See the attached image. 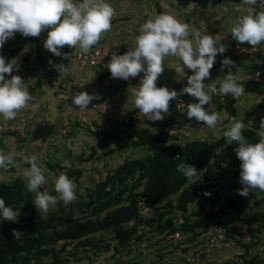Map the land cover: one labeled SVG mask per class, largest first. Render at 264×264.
I'll return each mask as SVG.
<instances>
[{"label": "clouds", "instance_id": "obj_1", "mask_svg": "<svg viewBox=\"0 0 264 264\" xmlns=\"http://www.w3.org/2000/svg\"><path fill=\"white\" fill-rule=\"evenodd\" d=\"M257 2L242 0V4L248 6L256 5ZM115 15L114 7L107 0H0V49L17 33L25 38H37L47 30L44 48L56 57L71 61L68 65H57L49 60V64H53L62 75L71 71L74 58L61 50L67 46L75 49V52L88 54L113 29ZM231 35L240 44H248L253 48L264 43V11L248 7L247 14L233 21ZM220 40V35L212 36L192 30L189 23L181 22L174 15L159 14L147 19L140 26L132 47L123 55L112 54L105 67L113 79L128 81L143 74L140 84L129 87L128 92L135 108L148 120L157 122L164 120L166 115L170 116V102L186 94L198 101L188 104V119L194 118L196 122H203L204 126L215 131L221 114L211 108L214 107L213 95L218 89L216 83L206 85L204 81L211 78L210 70L216 63L217 55L227 51L226 45ZM169 58L176 61L174 70L178 78H187V86L180 93L166 86L157 87L158 78L164 73L165 62ZM233 67L235 62L229 58L221 61V71L227 68L228 74L220 81L219 92L240 101L243 96L250 94L246 93L243 83L234 76ZM185 68L193 74L188 76ZM14 69L19 70L17 61L13 59L6 62L0 54V116L6 121L14 120L22 110L36 107L31 103L34 97L29 84L20 76L12 75ZM6 74L11 79H6ZM94 99H99L95 93L77 92L72 96V103L84 111ZM233 120L234 123L228 126L223 135L228 145H237L235 154L241 162L242 185V190L238 191L239 195L248 197L255 190L264 192V118L256 130L259 137L256 143L246 139L244 131L247 125L236 117ZM175 159L179 160L180 156ZM65 165L71 167L68 161H65ZM10 168L22 169L25 187L28 193L34 194L33 204L39 214L47 215L50 208L61 201L64 205H70L77 199L74 180L63 172L54 182L58 195L41 191L42 186L48 183V178L45 166L34 154L17 162L14 153L0 150V179ZM176 170L190 183L201 179L200 172L190 164L180 163ZM0 216L4 221L16 222L19 213L6 207L5 200L0 198ZM19 234L13 230L14 237Z\"/></svg>", "mask_w": 264, "mask_h": 264}, {"label": "trees", "instance_id": "obj_2", "mask_svg": "<svg viewBox=\"0 0 264 264\" xmlns=\"http://www.w3.org/2000/svg\"><path fill=\"white\" fill-rule=\"evenodd\" d=\"M174 1L180 7L188 6L187 0ZM220 3L221 0H202L199 5L202 8H209L216 7ZM232 41L234 39L230 35L227 42ZM11 44L8 42L6 46ZM5 50H8L7 47ZM18 51L19 48L12 49L5 59L6 62L13 60ZM255 55L264 59L261 54ZM225 58L219 56L216 70L221 71V61ZM236 69V66L232 68L233 74ZM227 74L228 69L225 68L222 77ZM104 79L105 75L101 80ZM240 82L243 83L246 93L264 95V80ZM185 86L187 80L181 81L178 89L182 92ZM179 100L184 103L183 109L177 108ZM195 102L198 101L186 94L179 95L176 100L170 102V116L166 115L162 121L151 122L153 131L131 130L130 126L122 121H117L110 129L103 130L96 148L107 156L113 152L111 142L115 141L117 146L121 145L122 133L130 131L132 132L129 136L130 147L137 149L160 145L161 149L145 158L126 160L115 171L109 173L105 180L88 191L87 201L81 203L80 215H77L74 206H70L59 207L57 211L44 216L33 213L16 222L0 220V264H62L65 261L61 254L67 252L72 244H75V249H86L94 255L109 252L112 248L119 252L133 239H143L144 234L139 231L144 227L158 230L162 236L167 232L181 231L183 234H192L195 238L198 235L197 230L202 227L205 229L212 226L225 227V218L232 213L241 218L248 209L245 204L250 199V195L243 197L238 194L227 199L225 205H219L222 200L221 189H229L232 192L242 189L241 162L235 154L237 145L235 143L228 145L224 136L212 142L195 140L181 145L177 143L178 137L168 131L172 127H181L183 123L193 128L198 127L200 123L195 119L189 120L186 115L188 104ZM237 103L238 101L233 100L231 95H213L212 104L217 108L216 111L225 112L230 117L237 118ZM251 120L252 113H247L246 119L242 120L247 125L244 135L250 142L256 143L259 141L256 135L258 129L248 127ZM93 151L97 150L93 149ZM177 156H180L179 160L175 159ZM180 163L194 166L200 172L201 179L190 183L176 170ZM55 168L50 165V169L55 170ZM81 175L82 171L79 169L67 173L70 179H77ZM25 184L26 181L22 179H16L9 184H0V198L5 200L6 207H11L15 212L30 208L36 210L33 204L34 194L27 192ZM142 187L143 190L139 191ZM171 197L175 198L174 202ZM140 198L145 199L147 206L156 216L154 219L148 220L140 215L138 207ZM164 201H167L166 205L163 209H159V204ZM196 203H200L203 210L205 204L219 208L216 211L212 208L202 216L199 211L189 215L191 206ZM167 210L169 213H166ZM176 212H180L184 218V224L180 227H176L172 222L173 219L169 218V215ZM244 222L250 223V220ZM130 223L133 227L128 225ZM13 230L20 232L18 237H14ZM249 232L252 237L250 244L256 246L258 243L255 240L262 229L249 228ZM100 233H110L116 245L113 246L106 239L97 237ZM252 246L247 245L245 248L248 250ZM242 258L245 264H264V259L258 256L250 260L246 257Z\"/></svg>", "mask_w": 264, "mask_h": 264}, {"label": "rangeland", "instance_id": "obj_3", "mask_svg": "<svg viewBox=\"0 0 264 264\" xmlns=\"http://www.w3.org/2000/svg\"><path fill=\"white\" fill-rule=\"evenodd\" d=\"M111 0H107L109 2ZM127 1V2H126ZM121 0L120 6L114 7L115 11L117 9L131 11L126 12L119 20L115 17L112 23L116 20V24L119 25V29L117 32L112 29L109 33L105 36L112 35L116 37L122 38L121 40H113L109 41L108 45L106 43L99 42L98 45L94 46L93 48H101L104 51L115 52V54L123 55L125 54L130 47L133 45L134 38L139 35V28L140 26L146 22L147 19L155 17L159 14H171L174 15L177 19L181 22L189 23L192 26V30H199L204 34L216 36L220 35L221 40L220 43L225 44L226 47L230 45V43L236 42V40L232 42H227V38L231 35V28L233 27V21L239 17L247 14L248 7H255L258 11L256 5L248 6L242 4V0H221V3L216 7H209V8H202L199 3L202 0H190L187 7L182 8L175 4V1L172 0ZM154 1V2H153ZM158 1V2H156ZM124 3L128 4L129 6L125 7ZM239 8V11L237 10ZM141 16L139 21V27L134 28L137 26L135 22H132L129 17ZM138 15V16H137ZM153 15V16H152ZM114 24V23H113ZM115 26V25H113ZM119 33H121L119 35ZM19 36V37H18ZM34 39V41H33ZM47 39V30L41 34L40 37L36 39L33 37H23L21 34L17 33L15 38L9 39L10 41H16L17 43H21L20 45L24 49V53L28 52L26 57L22 59V65L26 67L28 72H32L35 75L34 80L28 81L30 86V90L34 89L37 91L35 92L36 99L42 98L43 95L46 96V99H49L46 104L47 107H52L50 103L55 102L60 103L62 100H67L65 96L68 95L67 91L68 87L65 80V74L60 75L58 71L55 70L53 64H49V60H52L54 64H65L64 60L60 57L54 56L52 53L47 51L44 48V42ZM9 42V41H8ZM5 45L2 49H0V53H4L6 47L11 51L14 44L9 46ZM31 42H34L33 44ZM12 43V42H10ZM31 43V44H29ZM21 48V47H20ZM19 48V49H20ZM92 48V49H93ZM70 49L69 47L65 46L61 51L66 53L67 50ZM72 49V48H71ZM39 51V53H37ZM6 52V51H5ZM226 51L220 56L226 57L231 59L235 62L236 72L234 76H236L239 81L247 80V76L252 74L253 72L264 69V59L260 58L259 55H252L246 57H238L237 59L230 58ZM80 54V53H79ZM78 54V55H79ZM219 56V54H218ZM78 58V56H77ZM6 59V58H5ZM219 60V59H218ZM216 57V63L214 64L213 69L210 70V79H206L204 83L210 84L215 83L216 78H219V73L222 71H218L215 67L218 65L219 61ZM176 65V61L174 58H169L165 62V77L166 80H173L175 83L171 87L166 85L170 90L174 89L178 92V84L181 81L187 80V78H178L177 75H174L175 71L172 70L170 67ZM82 67V64L80 65ZM185 72L188 76L192 75L193 72L187 68H185ZM32 74V75H33ZM142 74V73H141ZM143 75V74H142ZM222 76V75H221ZM161 77V76H160ZM81 78H84L81 77ZM80 78V79H81ZM139 78V77H138ZM224 78V77H222ZM110 79V78H109ZM159 79V78H158ZM112 80V79H111ZM46 87L45 90L42 89L43 86L41 82H45ZM48 81V85H47ZM50 81V83H49ZM141 81V80H140ZM159 80V83L163 84L164 82ZM81 87L86 89V83L84 85V81H82ZM97 83V82H96ZM166 83V82H165ZM164 83V85H165ZM80 84V83H79ZM217 89H219L220 83L216 84ZM42 86V87H41ZM79 86V87H80ZM177 86V87H176ZM77 87V92H81L80 88ZM89 88V87H88ZM92 88V87H90ZM42 89V94L40 95V90ZM94 90L87 89L86 91L89 94H92ZM32 93V92H31ZM54 94V95H53ZM34 95V96H35ZM40 95V97H39ZM45 96L43 98H45ZM53 96H56V100L53 99ZM63 97V98H60ZM51 98V99H50ZM35 99V98H34ZM68 101V100H67ZM124 107L128 109L126 103H123ZM42 105V106H44ZM238 106V116L237 119L243 120L246 119L247 113H252V120L248 127H254L259 129V125L261 119L264 118V95L258 96L254 94L245 95L243 96L240 101L237 103ZM216 107H212V111H216ZM132 110V109H129ZM80 111V110H79ZM219 112V111H216ZM82 116L81 125L74 124L72 122L65 121L64 123H69L70 127L68 130V134H61L58 135L63 137V140H58L60 143H55V148H51L46 152L40 151V146L38 148H31L29 142H32L34 145H37V141L25 135V129L23 126H17V130L20 133V137L22 139H26L27 145L24 146L23 143H13L12 146H16L18 153L15 154V158L17 162H22V160L30 155H36L39 159V162L42 163L45 168L46 172L45 175L48 178V183L42 186L41 190L48 191L51 195H58L55 192L54 182L55 179L58 178L59 174L63 172L67 175L69 171H76L81 170L82 175L79 178H73L76 184V196L77 199L74 203L70 205H64L63 202H59L55 207L50 208V212H55L59 209V207H70L74 206L77 215H80V207L82 201H87L88 191L95 188L96 185L105 180L109 173L115 171L120 165H122L126 160L132 159H141L145 158L148 155L157 153L160 151V145H149L147 147H141L134 149L130 147V140L129 136L132 133L131 131L126 133H122L123 141L121 145L117 146L115 141L111 142V148L113 152L107 156L103 153L102 150L95 147L90 148L86 143V139L88 137L89 132L94 133V135H102V131L96 130L100 127H97L94 124H91L93 129L90 128L88 124H82L84 122L91 123L90 118L92 114H96L105 120L107 123L114 125L113 121L109 119L107 115H100L96 111L93 110L92 105L88 106L87 110L80 111ZM221 114V120L217 124V128L215 131L209 129L208 127L204 126L203 122H199L198 127L193 128L191 125H181V127H172L168 129L169 133L171 132L173 135L178 137V144L185 145L186 143L195 141V140H204L208 142L215 141L221 137H223L224 131L228 130V126L231 123H234L233 117H230L225 112H219ZM194 119V118H193ZM50 120V118H49ZM51 121V120H50ZM152 122V121H151ZM62 123V126L63 124ZM21 125V124H20ZM87 125V126H85ZM60 125V132L62 129ZM73 128V129H72ZM87 134V137L84 136L78 129H81ZM101 129V128H100ZM97 131V132H96ZM80 132V133H79ZM83 132V133H84ZM9 134V133H8ZM6 135V134H5ZM4 135V136H5ZM64 135V136H63ZM76 135V136H75ZM58 136V139L60 138ZM73 140V142H67V139ZM78 136V137H77ZM89 138L95 141L92 135ZM96 137V136H94ZM16 139V137H15ZM88 140V139H87ZM24 141V140H23ZM99 141V140H98ZM83 142V143H82ZM83 145H82V144ZM82 145V149L80 146ZM3 145V142L0 144ZM79 148V149H77ZM25 149V150H22ZM78 151H76V150ZM93 149L97 151L94 152ZM1 150V149H0ZM62 151V152H60ZM64 151H68L65 152ZM80 151H83L82 154ZM21 152V153H20ZM60 152V153H59ZM64 153L65 157L70 162L71 167L65 165V161L62 159V154ZM73 155H77L76 158H72ZM80 155V157H78ZM93 159H89L90 157ZM59 158V159H58ZM89 159V160H88ZM50 165L55 166V170L50 169ZM22 167H28V165H23ZM16 179L25 180L22 176V169H13L10 168L7 173L3 174V178L0 179V184L4 183H12ZM26 181V180H25ZM143 187L139 190L142 191ZM242 190V189H241ZM239 194V191L232 192L229 189H221L222 200L219 205H225L227 199L230 197H235ZM250 199L246 202V206L248 209L244 214H242L241 218H238L237 215L234 213L230 214L225 218L226 228L229 230V236H227L228 245L224 246L222 249H212L208 244L207 236L205 235V227H202L200 230H197L198 233L197 237L193 238V235L190 234L189 237H180V238H169L173 236V233L167 232L164 236L158 233V230L151 229V227L143 228L139 231V233L144 234V238L141 240L133 239L130 244L120 249V251H115L112 248L109 252L94 255L93 253L87 251L86 249H75V244H72L68 247L67 252L62 253V259L65 262L62 264H192L193 259H199V264H225L227 262H231L232 259H236L237 257L242 258L246 257L247 260L252 259L253 257H261L264 259V219L262 216L264 215V192L255 190L251 192ZM172 201H175V198L171 197ZM167 201L159 204L158 208L163 209L164 205H166ZM204 210L201 209V204L196 203L191 206L189 210V215H193V213L199 211L201 216L205 215L210 210H217L218 206H210L205 204ZM79 211V212H78ZM19 216L17 221L33 215L36 213L38 216H44V214H39L38 210L35 211L30 208L23 211H18ZM47 213V215H48ZM166 213H169L167 210ZM174 214V213H173ZM173 214L169 215V218H176ZM76 215V216H77ZM85 217V216H84ZM147 217L148 220L154 219L156 216L154 213H150ZM168 218V216H167ZM0 220H3L2 216H0ZM245 220H250V223L244 222ZM130 227H133V224H128ZM235 228H231V227ZM221 228V227H218ZM224 228V227H223ZM249 228L254 229H262V232L258 234V238L255 240L258 243L256 246H252L250 242L244 241L241 236L245 235V230L249 232ZM97 237H101L106 239L107 241L111 242L113 246L116 245V241L113 240V236L110 233H100ZM241 241V244L239 242ZM252 246L250 249H246L245 246ZM60 248V247H59ZM202 252V254H201ZM49 261V260H48Z\"/></svg>", "mask_w": 264, "mask_h": 264}, {"label": "crops", "instance_id": "obj_4", "mask_svg": "<svg viewBox=\"0 0 264 264\" xmlns=\"http://www.w3.org/2000/svg\"><path fill=\"white\" fill-rule=\"evenodd\" d=\"M120 1L121 0H111V1H109V3L113 7H117V6H120ZM124 1H126V0H124ZM172 1H174V0H172ZM187 1H188V4H189L190 0H187ZM156 2H158V1H156ZM175 4H177V2ZM124 6L127 7L129 5L124 3ZM182 8H185V7H182ZM126 12H130V14H132L131 11H128V9L127 10L117 9L115 18L117 20H119L120 17H122L124 14L127 15ZM132 16H133V18L132 17H129V18L131 19L132 22H135L137 24V26H134V28L138 29L139 21L141 19V16L137 15L138 16L137 18H135L134 15H132ZM152 18H154V17H152ZM113 23H114L113 25H115V26H113V29L116 32H117V30H120L119 29V25L120 24H116V20ZM120 34L121 33H119V35ZM116 36L115 37L112 36V35L104 36L101 39L100 42H102V43L105 42L106 45H108L109 41H111V40H113V42L115 43L114 40H116V39L117 40H119V39L121 40L122 39V38H120L121 36L120 37H116ZM8 41L12 42V44H14L12 46L13 47L12 49L21 47L19 49V51L17 52V54L15 55V57H14V59L17 61V65H18L19 70L16 71L14 69L12 75L20 76L21 78L24 79V81H26V83H28V81L30 82L31 80H34L35 75H37V74H33L32 72H28L26 70V67L22 65V59L24 57H26L28 52L24 53V49L20 45L21 43H19V42L17 43L16 41L13 42V41H10V40H8ZM31 43L33 44L34 42H31ZM31 43H29V44H31ZM5 51H4V53H2V55H3L4 58H7L10 55L11 51L10 52H9V50H5ZM37 53H39V51ZM66 53H69L72 56V58H74V63L71 66V71L68 72V73H65V76H66L65 80H66V83H67V85L65 87H68L67 91L69 90V92H67L68 95H66L65 97L66 98L68 97V99H67L68 101L67 100L66 101L62 100L61 103H60V101L58 103L55 102L56 105H54L53 103H50L52 105V107L49 106V107L46 108V106L44 104H46L47 101L49 102V99L47 100L46 96L43 95L42 98L37 100L36 99V95H35V92H37V91L35 90V88L31 89L30 92H32L31 94L35 98V99H33V101L31 103L36 105V107L29 108L27 110H22L14 120H7L6 121L3 118V116H1L2 117V122L5 125L15 128V130H12L9 134H6L5 136L4 135L0 136V144L3 142V145H0V149L3 150L5 153H8V152L18 153L19 149L17 150L16 146H12V144L15 143V142L17 143V141H19V143H23L24 146L27 145V142H25L26 139H22L20 137V133L17 130V126L18 127L19 126L20 127L21 126L24 127L25 135L27 136L28 140H29V137H32V139L37 141V143H38L37 145H34L32 142L28 141L29 145H31V148H38L40 146V151H42L44 153V152H46L47 150H49L51 148H55V143H58V142L60 143V141H58V140H63V137L58 135V133H61L59 128H60V125L62 126V123H64L65 121H68V122H72L74 124V126H76V124H80L81 125V122H83L82 121V116H81V113L79 111V107L75 106L72 103V96L77 91L76 90L77 89L76 86L79 87L81 85V83H83L82 81H84V85L86 83L87 86H86V89L84 87L80 86L81 87V88L79 87L80 90L86 91L87 89H89V90H94L95 91L96 88L102 83L103 80H101V79L105 75V79L106 78H110V79H112L115 82V91L121 97L123 103L127 104L128 109H136L134 104H133V102L131 101V99H129L128 89H129V87H136V86H138L140 84V80L143 77L142 74H140V76H138L139 78L138 77L130 78L128 81H124L122 79H113V78H111L110 71L105 67V65H107L110 62L111 57H108L102 63V65L99 68H91V67H82V66H80L81 64H80L77 56L81 52H79V51L75 52V49H71L70 48V49L67 50ZM219 56H220V54H219ZM219 56L217 55V60L219 59ZM64 62H65V65H68V64H70L71 61L70 60H64ZM175 66L176 65H174V66H172L170 68L172 70H174ZM165 72L166 71H164V73ZM164 73L161 75V77H159V79L157 81V87H164L166 85L167 86L169 85L171 87L172 85H174L175 82L173 80L165 81L166 77H165ZM94 74H95V76H94ZM174 75H177L176 72L174 73ZM219 75H220L219 78L215 79L216 80V82H215L216 84L220 83V81L223 80V78L221 76V75H223V73L220 72ZM83 76H84V78H81ZM6 79H11V76L7 75ZM159 80H162L164 83L166 82L165 85H164V83L163 84L159 83ZM42 83H45V85H46V81L45 82H41V85L43 86L42 89H44V90H45L46 87L50 86V85L49 86H45ZM49 83H50V81H49ZM47 85H48V81H47ZM90 87H92V88H90ZM42 89L40 90V95L43 93ZM180 92L181 91L178 89V93H180ZM40 95H39V97H40ZM44 96H45V98H43ZM60 98H63V97H60ZM53 99L56 100V96H53ZM42 105H44V106H42ZM91 117L92 118H90V122L92 124L96 125L97 127H100L101 129L100 128L97 129L99 131L100 130L101 131L108 130V129H110L113 126V125L107 123V120H105L104 118H102V117H100V116H98L96 114H92ZM49 118H50L51 121L49 120ZM82 124H85V123H82ZM85 126H87V125H85ZM78 131H80L82 134H84V136L87 137V134H85V132L82 130V128L78 129ZM89 134L92 135L93 138H95V141H93L92 139L89 140V138L91 136L88 135L89 138L87 137L88 140L86 139V143L85 144H87L90 141L89 142L90 144H88V146H90V148H93V147H95V144L97 145L98 140L100 139L101 135L100 134L99 135H94V133H92V132H89ZM58 136H60L59 139H58ZM94 136H96V137H94ZM15 137H16V139H15ZM70 141L73 142V140L71 139V136H70V139H67V142H70ZM82 145L80 146V144H79L80 149H82ZM77 149H79V148H77ZM22 150H25V149H22ZM76 151H78V150H76ZM60 152H62V151H60ZM65 152H68V151H64V153ZM80 152L82 154L83 151H80ZM64 153L62 154V159L64 161H68V159L65 157ZM76 157H77V155L76 156L73 155L72 158H76ZM78 157H80V155H78ZM15 158H17V157H15Z\"/></svg>", "mask_w": 264, "mask_h": 264}, {"label": "built area", "instance_id": "obj_5", "mask_svg": "<svg viewBox=\"0 0 264 264\" xmlns=\"http://www.w3.org/2000/svg\"><path fill=\"white\" fill-rule=\"evenodd\" d=\"M256 6L258 8V11H264V0H258ZM227 52L229 55L235 57H246L255 54H261L262 57H264V43H261L260 45L253 48L251 45L240 44L239 42H236L234 44L228 45ZM114 53L104 51L103 49L98 47L93 48L88 54L80 53L78 55V60L83 66L99 68L100 65ZM117 55L120 54H118L117 52ZM222 73L224 74V70L222 71ZM247 80L250 82H260L264 80V69L257 70L248 75ZM94 93L99 96V99H94L90 104L92 105L93 110L100 115H107L109 119L113 121V123L122 121L125 125H129L131 130H154V128L151 126V121L148 120V117L142 115L138 109L129 110L124 107L121 97L115 91V82L113 80L109 78L104 79L92 94ZM215 95H220L219 89ZM223 99L224 98L222 97V100ZM177 108H184V103L182 100H179V102L177 103ZM84 123L90 125V128L94 130L91 125L92 123ZM69 127V123H64L61 129V133L67 134ZM12 130H15V128L5 125L2 122V117L0 116V136L8 134ZM170 134L172 133L170 132ZM138 205L140 215L145 219L149 218L147 216L150 213H153V211L147 206L145 199L140 198ZM173 216L176 217L174 219L172 218V222L176 227H180L182 224H184V218L180 212L174 213ZM231 228L235 227L232 226ZM227 230L228 228L226 227L218 228L216 226L205 229V235L207 236L209 242L208 245L212 249H222L224 246H227L229 244V240L227 239ZM173 234L174 235L170 236L169 238H180L181 236L188 238L190 235L189 233L183 234L181 231H176ZM250 236V233L245 230V235L241 237L244 241L247 240V242H250L252 238H250ZM199 262V259L192 260V264H199ZM230 263L245 264V261L243 258L237 257L236 259H232Z\"/></svg>", "mask_w": 264, "mask_h": 264}]
</instances>
